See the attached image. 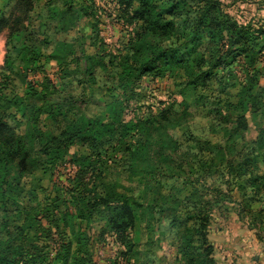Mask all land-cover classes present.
Here are the masks:
<instances>
[{"label":"trees","instance_id":"obj_1","mask_svg":"<svg viewBox=\"0 0 264 264\" xmlns=\"http://www.w3.org/2000/svg\"><path fill=\"white\" fill-rule=\"evenodd\" d=\"M9 2V11L0 12V34L7 33L6 51L14 48L20 34L29 42L38 41V48H20L19 56L29 66L26 73L40 72L44 57L56 59L52 49L45 54L50 47L48 37L36 31L44 10L54 9V0ZM60 2L71 26L80 34L88 29L93 44L79 56L83 65L73 56L58 62V70L62 79L71 74L79 77L77 83L97 96L105 112L103 118L89 116L83 106L84 94L62 95L63 88L57 91L49 80L39 84L38 91L30 84L19 91L6 53L0 68V264H96L93 250L104 247L109 238L116 251L105 264H132L136 254L147 257L155 248L151 233L148 238L138 237L141 217L136 212L134 188L123 182L124 168L134 173L139 159L154 166L157 158L184 157L188 136L172 96L181 98V113L203 112L205 118L210 105L237 110L242 100H247L254 113L264 110V86L258 87L253 78L248 86L241 82L211 84L212 77L237 59L248 60L249 68L254 65L253 55L262 50L264 42V17L244 24L220 0H109L116 19L130 33L113 56L121 71L114 76L110 73L107 87L96 83L98 70H107L101 61L107 55L104 50L99 54L104 42L99 38V18L90 11L92 0ZM202 40L205 46L196 51ZM185 57L192 58L185 62ZM163 77L172 82L171 101L148 106L142 83ZM29 98L38 99V105ZM142 98L144 112L135 122L125 123L123 115L132 100L137 104ZM234 121V129L215 126L205 134L199 152L206 151L195 169L201 176L220 177L213 193L235 206L238 217L247 219L262 241L264 128L250 152L241 156L231 140L236 137L243 142L240 132L247 130L248 121L242 113ZM28 127L37 133L36 150L28 142L33 139ZM65 165L71 167L72 175L66 184L58 185L59 169ZM188 187L185 193L177 190L172 202L173 221L180 218L185 223L177 237V263L214 264V244L208 239L213 225L211 203L203 208L205 194L196 195L193 185Z\"/></svg>","mask_w":264,"mask_h":264},{"label":"rangeland","instance_id":"obj_2","mask_svg":"<svg viewBox=\"0 0 264 264\" xmlns=\"http://www.w3.org/2000/svg\"><path fill=\"white\" fill-rule=\"evenodd\" d=\"M220 1L227 12L244 24L247 22H259L264 17V0ZM52 5L54 9L51 12L48 13L44 10L40 21L41 26L36 31L38 32L39 30L40 33L48 37L47 40L50 43V47L45 54L48 55L52 49L56 59L50 61L44 57L40 61V66H42L40 72L37 71L34 74L31 72L26 73L29 66L25 64L23 57L19 56V50L23 46H35L38 48V41L29 42L26 35L20 34L14 39V48L6 51L7 33L4 31L0 34V68L3 66L4 57L8 52L13 66L15 86L19 91L25 90L28 84L35 87L38 91V85L45 83V80H49L57 91H61L63 88V92L60 93L62 95L84 94V99L86 100L83 105L85 112L89 116L103 118L105 108L98 101L97 96L90 95V89H85L82 84L77 83L79 77L75 74L62 79L63 75L58 70V62L64 58L69 61L73 56L79 57L83 50L93 44L89 39L92 36L86 28H84L83 34H80L81 32L79 33L77 28L71 26L69 18L62 12L60 0H54ZM10 6L9 0H0L1 13H7ZM112 9L113 4L109 3V0H92L90 8V11L99 18V38L104 42L101 47L95 46L100 48L99 54L104 50V55H107L104 56V59H101V61L106 62L107 70H102V68L98 70L99 77L96 83L99 86L106 85L107 87L110 85L108 78L110 73L114 76L121 71L119 62L113 60V56L116 55L119 46L127 42L130 33L128 28L123 27L118 22ZM81 42L83 43L82 46L80 45ZM202 46H205L204 40H202L196 51H200ZM260 48L262 50L253 55L256 61L252 67L249 68L247 66L248 60L237 59L226 66L223 71L218 72L216 77H212L211 84H217L216 86L218 87L220 84L232 86L234 82H241V84L248 86L249 80L253 78L254 81H257L258 87L264 86V42ZM89 54H93V51L89 52ZM191 58L185 57V62H189ZM79 60V63L83 65V59L80 58ZM109 60L113 62L109 63ZM35 66L38 68V63ZM73 70L74 67L72 68ZM67 73L70 72L68 71ZM142 85L147 89L145 91V103L148 101V106L151 104L156 105L158 101H171L170 94L173 93L174 89L172 82L166 77L154 78L153 80L147 78ZM172 99L175 104L174 108L180 114L178 120L188 136V140L184 142V152H182L184 157L157 158L155 161L157 164L154 166L151 162L139 159L134 173L126 171V167L124 168L123 182L134 188V196L137 203L136 212L141 217L139 226H141L142 233L138 237L146 238V235L151 233V247L155 248L152 253L147 252V257L136 254L132 259V264H178L176 260V242L177 237L184 230L185 223L180 218H176L173 221L175 210L172 212V202L177 196L175 192L180 190L185 193L190 189L188 187L190 184L193 185L194 189H192L196 192V195L200 192L205 194L201 201L203 208H207L204 205L206 202L211 203L210 215L212 216L213 225L209 228L208 239L214 244L212 255L214 264H264V240H257L256 233L250 229L247 219L243 220L238 217L235 206L229 205L226 201L223 202L213 193V189L221 183L220 177H214L210 173L201 176L195 169L201 163L202 156L206 151L204 148L203 153L199 152L205 134L215 126H220L224 130L234 129L236 125L235 116L241 113L247 118L248 128L246 131L240 132L241 136L244 137L242 143L238 142L236 137L231 141L237 143L235 144L236 151L241 152V156H246L253 148L252 143L259 137L260 130L264 128V110L259 111L258 114L254 113L247 100H242V105L237 110L233 106L228 109L224 106L213 105V107L210 105L212 108L208 112L210 115L205 118L203 117V112L188 110L186 113H181V98L172 96ZM28 100L38 105V99L32 100L29 98ZM143 102L144 98L140 99L137 104L132 100L130 108L125 112L123 111L125 123H133L137 115L140 117L141 113L144 112V108H146V106H142ZM139 105L142 106L140 109ZM28 128V136L33 137L28 142L32 144L31 149L36 150L37 140L34 138H38L37 133L31 131L30 127ZM235 160H238V158H235ZM59 172L57 184L64 185L67 182V178L72 175V169L69 165H65L59 169ZM219 188L226 192V187L221 186ZM216 198L220 199L217 204H215ZM183 204L186 205V203H182V206ZM176 211H178V208ZM146 225L149 227L145 228ZM111 241L109 238L104 247L95 246L93 251H95L94 261L96 264H105L109 257H113L116 247ZM143 257L146 258L144 259Z\"/></svg>","mask_w":264,"mask_h":264}]
</instances>
